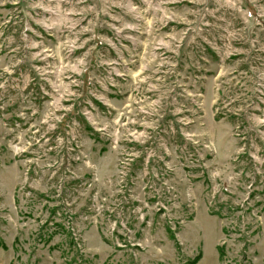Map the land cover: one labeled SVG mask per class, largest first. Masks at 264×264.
<instances>
[{
	"label": "rangeland",
	"instance_id": "374dc122",
	"mask_svg": "<svg viewBox=\"0 0 264 264\" xmlns=\"http://www.w3.org/2000/svg\"><path fill=\"white\" fill-rule=\"evenodd\" d=\"M0 264H264V0H0Z\"/></svg>",
	"mask_w": 264,
	"mask_h": 264
}]
</instances>
